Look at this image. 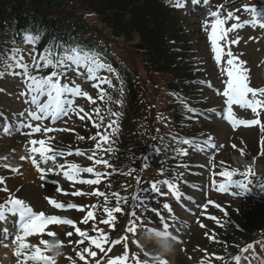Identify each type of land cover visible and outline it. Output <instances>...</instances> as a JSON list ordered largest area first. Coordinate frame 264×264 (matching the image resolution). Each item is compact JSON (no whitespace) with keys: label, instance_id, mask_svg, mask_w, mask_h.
<instances>
[{"label":"rangeland","instance_id":"1","mask_svg":"<svg viewBox=\"0 0 264 264\" xmlns=\"http://www.w3.org/2000/svg\"><path fill=\"white\" fill-rule=\"evenodd\" d=\"M223 1L224 0H212V2L208 4L207 8L214 9L216 6L221 5ZM242 3L246 4L247 1L243 0ZM69 8H71V13H73L74 16L80 19L82 23L85 22L88 25V30H90V34L93 37L102 39L105 42L108 49L118 55V58L122 60L121 62L124 63L128 71L130 73L132 72L133 76L136 78L137 91H138V95H140V99H139V104L136 105L137 107L135 109V112L129 111L126 114V116L129 117L130 123L132 124L135 123L136 124L135 128L138 131H139L138 125L140 123L145 124V126H147L148 129L144 130L143 132L139 131L143 134L149 133V134L155 135V132H156L157 134L166 135L168 133V130L165 129L164 124L161 122V120L165 116L159 112H164L166 108H171L173 106V104H171V101L165 98V95L167 94L165 86L166 84L169 83L167 80V78L169 77H165V76L160 77L154 73L152 74L150 70L145 66L146 63H148V61L146 60L145 54L144 53H142L141 55L137 54L136 50H134L131 45L132 43L126 44L119 39L116 41L111 39L109 37L108 30L103 28L98 18H96V16H94L92 13H90L86 8L85 9L87 10L89 14H87L84 11V7L83 9H81L79 6L72 5ZM180 13L181 14L179 15H178V12L177 14L175 13L176 17L174 18V22H176L177 25L181 27V29H183V31L185 29V26H187L188 29H190V34L188 30L186 29L185 30H186V34L189 40L188 43H191L190 49L191 51L195 53L193 59L195 60V62L196 60L198 61L199 59V63L203 64L204 65L203 67L209 70L210 74H216L218 71H220L221 67H224V64L222 65V63H223V60H226L227 58L225 57L224 48L221 47L222 56H221L220 62L217 63L216 58H215L216 54L212 51V44L209 39L208 30H205V33H204L206 36L205 38L203 36L204 28L199 27L198 24H195L193 22L194 18H189L187 14L182 13V12ZM0 41H4L1 36H0ZM201 50H202L203 57L208 56V59L206 61H202L200 58H198L199 56L198 52H200ZM208 52H209V55H208ZM235 52L238 53V55L235 57L237 62L239 61L244 62V66L248 70V75L250 79L252 81L254 80L258 86L263 85L264 79L261 78V75L264 73V64L260 65L258 64L259 63L258 61L264 55V38L263 40H261L260 46H258V44L251 45V44L244 43L241 48H235ZM226 65H228L227 60H226ZM205 73H208V72H205ZM213 82L215 83L216 81L213 80ZM78 83L84 88L86 87L81 82H78ZM114 84L116 85V80ZM20 85H21L20 82L10 85L8 94L4 97L0 96V100L6 103L7 101L15 102L13 103L14 108H11V111H13V115H17L20 110L18 102L15 100V98L16 99L19 98L18 94L21 89V88L17 89L16 86H20ZM115 87L116 89H113V87L111 86L110 87L111 91L115 95H118L119 97H121V91H123V89L121 87L118 88V85ZM9 95L11 97L8 99L7 97H9ZM212 102H217V100L214 99ZM82 103L83 102H79V101L76 103V112L80 110V109L79 110L77 109V106H81ZM130 109H131V106H130ZM83 114H84V111H81L77 119L73 120L72 123L66 120L65 122H61L57 124L55 127H53V131L51 132L45 133L44 131V128L50 127L49 125L47 124L41 125L42 130H41L40 136L36 138L38 140H41V139L45 140V144L49 146L50 145L55 146V143L57 140H60V143L66 144V147L69 145L74 146V144L76 143L72 142L71 140L72 136L68 135L65 138H63V136H64V133L70 130V128H74L76 132L83 133V134L89 131L87 128V122H84L83 119H81ZM150 122L151 124L149 125ZM205 130H210L208 132L210 133L212 132L216 134V136L220 139V140L216 139L217 143L232 139L233 137V142L237 144L236 146L238 148L246 149L245 145L248 146L249 144L251 154L253 155L256 152L255 141H256L257 134L255 131H249L245 133L240 132L238 133V135L234 134L233 136L226 129L225 125L220 124L219 121L212 122L210 126H208V129H205ZM244 136H247V137L252 136L253 137L252 143L250 144L249 139H247L246 137L244 138ZM134 137L135 135H133V139ZM241 138L242 139L244 138L245 140L241 142ZM20 140H21V145H18L16 143V141H18V138H12V136L11 138L0 139V149L2 151H8L9 155L16 156V154H18L20 151L25 150V143L29 144L28 142L29 135L25 136L24 138ZM87 146L88 147L85 149L89 150V152L95 149L94 146L90 143ZM131 147L132 148H130V151H131L130 157L131 156L133 157L134 155L138 160H140L141 153H138L137 149L145 148L147 147V145L143 144L141 140H134V143L132 144ZM96 151L97 152L100 151L99 153L105 151L110 155V152L107 150V148L103 149V147H101L100 149H96ZM246 152L248 154L249 150L247 149ZM74 153L76 155L77 152H74ZM230 155L236 156V152L227 151L223 154H219L220 156L219 162H221V159H222L221 157H223V159H227V156H230ZM76 156L77 157H72V160H77V158L80 157V155L79 156L76 155ZM84 157L85 156H83L82 159H84ZM93 161H96V159L93 158L90 160L89 157H87V159L84 160L82 164H86V163L91 164L93 163ZM132 162H135V160ZM213 162L211 163V168H213V166L215 165V160ZM100 164L101 163L97 164L99 165L98 168L101 169V170L98 169L97 173L103 174L104 172L103 169L105 170V168ZM260 164H262V161L260 162ZM206 165L209 166L210 163H206ZM128 170H131V173H129V176H128L129 180L127 181L124 195L127 196V198H129L128 204L133 205L134 201L131 198L133 196H136V194H138V191H137L138 188L142 187L144 183H147V181L151 182L155 180L157 173H158L157 171L159 170V165H157V163H154L153 165H150L149 167L145 168L142 165V162L140 161L136 164L135 167L134 165H130ZM6 175H7L6 172L1 173V176L4 178V183L0 184V196L4 194H10V193L13 194V192H17L16 197L19 199H23L27 203H29L33 207V210L36 211L37 213L45 212L46 216L56 213L54 210H52L51 204L48 203V200L46 199L47 197H52L56 199L57 201H61L64 204L71 203V204H77L79 206L83 205L85 210H83L81 213L70 211L67 217L72 218L75 224L77 225V227H79L81 231L88 232L90 236V232H91L90 230L92 229V226L95 223V219L93 218L90 219L87 224L82 223L81 221L87 215L88 211L93 212L96 210V206L98 204L97 202L98 200L96 197H99V196L93 197L90 193L89 197L87 198H78L77 195H74V193H76V190L74 188L68 189L62 186V187H59L60 189H62V191H56L57 187L51 186L49 185V183L45 185L42 182L38 181L37 177H35L34 179L30 181H26V179L23 178V175H21L20 172L13 174L12 175L13 180L6 183V179H7ZM207 178H208V174H207ZM207 178L206 180H204L206 184H204L203 187L199 188L198 191H202L204 195L209 196L212 202L218 203V207L216 206L215 209H211V207L206 209V211H209L208 214H217L220 217V212L221 211L224 212L227 208L226 206L231 207L229 209L230 212L237 211L239 209V202L238 201L237 203L233 202L232 195H225V196L222 195L221 196L222 193H220L218 189L214 191L212 189L210 190L209 181L207 180ZM138 180H139V183H138ZM109 182L110 180L107 176V181L105 182V178H103L101 185L96 186V188L98 189L99 192L105 193V191L107 192V188L109 191L111 187L109 185ZM195 186H197V184ZM5 189H7V191H5ZM238 190L241 192L242 195H245V190H240V189ZM161 191H159V193H156L155 198L157 201L155 202L157 203V205L163 206L162 204L166 201V199L160 198L162 197ZM184 191L188 193L189 198L199 199L201 196L199 194L200 192L198 193L190 192L188 188H186ZM188 197L186 196L187 200H188ZM72 202H75V203H72ZM250 202L252 201L248 200L247 203L241 202V205L243 207L242 210L248 211L251 208L249 205ZM185 203L189 204L188 202H185ZM201 203H202V210H204L206 208V205L204 206L203 201H201ZM192 206H194V204H189V207H192ZM155 207L159 208V206H155ZM180 214L183 215L184 220L190 224V227L189 229H185L183 243L176 244L175 252L168 260L170 264H202V262L204 263L205 260L207 261V259L205 258L209 257L210 253H211V256L218 254L219 252L217 253L216 251L212 249V247L216 248V246H212V243H214L213 237H215L214 235L216 232L215 227L211 225L210 223L208 224L204 223L205 221H208V220L205 219V217H201V216L199 217V219L196 220V223H193L192 225L191 222H193L194 218H192L189 214H185L182 211L180 212ZM143 215H147V214L146 213L143 214V210L139 208L137 211V216L139 217V219H137L136 221L142 219ZM119 218H120V224L117 223L113 231H111L108 235L109 243H110V240L116 239L119 236H123L124 233H126V230L122 226L123 223L121 222H125L126 219H128L127 214L126 215L122 214L121 216H119ZM220 222L221 221L219 220L215 221V224L219 225ZM101 223L102 224H99V226L101 227H103L104 225H108V224H104L103 222ZM109 224L111 227L112 224L111 223ZM206 224L209 227H211V231L205 230L206 228L204 227V225ZM201 225H203V227ZM231 226H228L227 229H229ZM156 228H162L161 220L156 224ZM49 231L53 232L55 235L52 237H49L47 235ZM68 231H71L73 233L72 236L67 235ZM57 238L61 241V244L63 245L62 248L64 251V255H62L59 258L56 264H81V261L77 258L75 252H76V248L80 245L78 241L82 238L79 237V235L76 233L75 228L68 229L65 227H61V226L58 227L57 225L51 224L45 228L44 234L40 239H45L49 241V240L57 239ZM109 243H106V245L105 244L104 245L108 246ZM213 245H218V242H216ZM243 245H248V246L251 245L252 247L251 248L242 247L240 249L242 254L246 256L251 255V257L253 258L256 257L258 259L264 258V253H263L264 235L256 234V236H252V237L249 236L248 240L243 241ZM245 248H248L247 252L243 251V249ZM228 250L230 249L227 248L226 251ZM8 255H9V252L4 250L3 253H1L0 257H2L4 260L5 259L9 260L10 258L8 257ZM107 256L108 255H105V253H101L100 251H98L96 252V256L91 257V258H93V260L95 261L94 264H96L97 261H101V264H106L104 263V261L107 259ZM241 256H240L241 261L232 260V262H235L234 264H251V263L260 264L259 261L258 262L245 261L244 257H241ZM69 257L71 259H69Z\"/></svg>","mask_w":264,"mask_h":264},{"label":"snow or ice","instance_id":"2","mask_svg":"<svg viewBox=\"0 0 264 264\" xmlns=\"http://www.w3.org/2000/svg\"><path fill=\"white\" fill-rule=\"evenodd\" d=\"M193 3L199 2V0H192ZM246 11H250L254 16L258 19V14L256 13V9H246ZM214 22L210 25H205V28H210L209 39L212 44V51L216 54L215 58L217 63L220 62L222 56V49L220 47V41L226 36L228 31L234 30L238 27L237 24H233L230 29H225L224 25L226 21L221 18V14L218 12H213ZM228 19H236L239 17H233V14L229 12L227 14ZM253 26H256V21L253 22ZM259 27L264 28V22L259 23ZM38 34L37 33H27L23 40L25 43L35 45L37 43ZM238 41H234L236 43ZM228 56L231 57L232 53L229 52ZM228 67L226 69L222 68L221 72L225 73L227 79L225 81L226 86L223 91L217 92V95H222L225 97V103L228 109V116L230 118V122L235 127L237 124H243L245 126L252 125H260L261 122L259 119L253 120H241L235 121L231 120L233 116V106H239L243 109H250L252 113H255L257 116L260 114V110H264V88L254 89L249 86V75L247 70L244 68V62H237L236 58H230L227 60ZM21 69L19 74L24 80L25 84V92L22 95H26L30 97V99L26 100V103L35 106V111H28L27 117L31 121L43 122L46 120H50L53 124L60 120L62 117L68 116L70 113L76 111L75 107V97H81L87 95V93L81 92L80 87L77 86H69L68 83H62V78H66L67 74L70 70L75 69L76 74L80 75V69L83 68L88 73L89 80H99L100 83H107L111 85V80H108L107 77H101L97 74L101 71H107L109 73L114 72L115 70L110 66L103 62H101L100 55L89 49L85 51L82 47L69 44L57 45L55 42L49 47L46 48L40 55L37 60L33 57L32 65L24 63V57L20 52V49L14 46L11 49H6L3 52H0V69ZM51 68L52 71L49 75L40 76L33 74V70L40 71L42 69ZM4 75V71L0 70V76ZM75 82L73 81V84ZM94 87L99 88V83L94 84ZM104 93L101 92V98H103ZM89 99H91L89 97ZM81 111H83L81 109ZM99 112V109H97ZM25 113H20V116H24ZM112 116H118V113H111ZM83 119V117H81ZM115 121H113V124ZM18 127L28 128L31 131L26 133V135H32V133H40L42 128L41 125L33 126L32 123H22ZM109 127H112L110 124ZM262 129H264V125H261ZM0 130H2L5 134L11 135V127L10 126H0ZM45 133L53 131V128L46 127L44 128ZM83 139V137H80ZM95 139V137H93ZM107 136L102 137V140H107ZM182 143L190 144L192 141L183 140ZM29 144L32 146L30 148V152L32 154L31 164L35 166L36 170L41 173V179L43 180L46 175V171L41 167L40 162L37 160V155L44 164H48L49 161H55L57 156H65L66 153L63 151L53 152V150L46 146L45 140H36L32 139L29 141ZM39 147H36V145ZM99 147V145H97ZM215 147V145H212ZM49 153H52L51 155ZM67 155H72L71 152L67 153ZM76 155H82V153L77 152ZM21 160H24L25 157H21ZM91 160L92 157H89ZM97 164L101 163V161L97 160ZM104 164L107 165V161H104ZM68 171H64V165H60V171L63 172V176L75 183L80 184H88V185H97L100 181V174L96 173V179L82 180L80 179L81 173H93L94 170L92 167L80 168L76 164L67 165ZM14 172H18L19 169H12ZM53 169H47V172H52ZM59 172H55L54 175H59ZM228 180L229 184H221L220 189L224 191L229 187H239L244 189L247 187V184L243 180L232 181L233 173L228 172L224 173ZM56 183L55 180L52 181ZM250 182V181H249ZM4 183V178L0 177V184ZM139 183V180H138ZM161 183L168 186L170 190L174 192L177 200L180 199L179 194L175 193L174 186L169 183V181L164 180ZM150 190L154 193H159L160 189L157 186L156 182H153L150 185ZM7 191V189H5ZM56 191H62V189L57 186ZM142 191V190H141ZM237 194V193H234ZM74 195L80 196L84 195V193L76 192ZM91 195H99L105 197V203L108 202V198L105 196L103 192H94ZM116 197L117 205L114 208L105 207L104 212L107 214L108 219L102 221L104 224H109L110 221L114 220V213H120L122 211V207L127 211V214L132 218L127 227V232L135 235L136 233V223L135 221L139 219L137 216V211L141 207H147L146 201L144 198L139 196H133L131 199L135 202L133 205L129 206L127 197H120L118 193H113ZM48 203L51 204L54 208L64 209L63 204L57 203L53 199H49ZM70 208H76V205H70ZM168 210L169 213L172 212V209L168 204H164L163 206ZM83 211V209H79ZM155 211V209H153ZM160 216L159 212L156 213ZM94 216L92 211H88L87 215L81 221L82 223L87 224L90 219ZM9 218H17L16 223L18 224V229L13 230L11 228H5L3 226V222L8 220ZM212 219H215L212 217ZM160 220L162 222V228L165 232H169L170 225L164 220L163 216H160ZM49 224H61V225H70L75 227L74 222L71 219H61L57 216H46L43 212L37 213L33 210L32 206L27 203L23 199L12 198L9 197L6 203L0 204V240L6 241L4 246H7V243L14 242L17 247L15 250V256L20 258V264H55V261L49 253V244L45 239H40L38 244L36 243H28L27 240L29 237L42 235L47 225ZM203 227V225H201ZM93 230H95V225H93ZM76 233L81 237L78 243L83 244L84 240H90V243L95 246L96 249H99L101 253H113L112 257H109L106 261V264H128V254L125 251L123 255L113 252V248L117 245L121 244V241H127L128 236L124 235L120 239H115L111 241L110 247L105 250L104 244L109 243V238L107 235L103 234V231H100V234L97 237H90L88 232L81 231L79 227H75ZM170 233V232H169ZM72 232L68 231L67 235L72 236ZM49 237L54 236L55 234L51 231L47 233ZM138 246L139 243L136 242ZM43 246V247H41ZM60 247H63L61 244ZM125 249L127 248V244L124 245ZM252 246L249 245L248 248ZM248 248L243 249V251L247 252ZM83 253H87L90 257H95L96 252L90 251L88 248H83L81 252H78L80 260H85ZM145 256H150L148 252L144 253ZM151 258V257H150ZM69 259H71L69 257ZM217 259H223L221 257H217ZM240 257L237 256L236 260L239 261ZM85 264L87 261L85 260ZM96 264H101V261H97ZM137 264L139 261L137 260ZM161 264H168V261H161ZM203 264V262H202Z\"/></svg>","mask_w":264,"mask_h":264},{"label":"trees","instance_id":"3","mask_svg":"<svg viewBox=\"0 0 264 264\" xmlns=\"http://www.w3.org/2000/svg\"><path fill=\"white\" fill-rule=\"evenodd\" d=\"M74 2L81 6L86 5L96 12L116 37L121 34L127 39H132L135 35L141 37L156 62L164 61L165 65L172 63L166 49L165 35L168 32L174 35L175 28L170 22L172 15L165 9L161 0H0V28L5 33L10 26H14L18 31L37 33L41 45L38 57L51 42L80 45L76 38L83 35L81 23L68 12L61 16L55 13ZM22 35L23 33L18 36L17 47L22 45ZM3 51L4 46L0 45V52ZM158 70H163V67ZM129 95V106L131 104L136 108L139 96L136 89L131 87ZM134 133V129L126 130L124 142L133 141ZM126 146L122 145L124 151ZM252 208L247 213L242 212L235 216L242 230H233L230 235L221 232L226 243L246 241L253 234L264 233V204ZM219 247L223 248L222 245Z\"/></svg>","mask_w":264,"mask_h":264},{"label":"clouds","instance_id":"4","mask_svg":"<svg viewBox=\"0 0 264 264\" xmlns=\"http://www.w3.org/2000/svg\"><path fill=\"white\" fill-rule=\"evenodd\" d=\"M139 240L150 254V259H146L144 264H161V261H168L175 252V237L165 232L163 228H142L139 233ZM49 253L53 257L55 264L64 255L63 248L60 247L61 241L52 239L48 241Z\"/></svg>","mask_w":264,"mask_h":264},{"label":"bare ground","instance_id":"5","mask_svg":"<svg viewBox=\"0 0 264 264\" xmlns=\"http://www.w3.org/2000/svg\"><path fill=\"white\" fill-rule=\"evenodd\" d=\"M29 161L30 160L26 161V163L24 164V168L25 169H24V173H23V178H25L26 181H30V180L34 179L37 176V174H38L36 168L34 169V165H32L31 162H29ZM37 236L29 237L27 242L32 243L30 241V238H33L34 240H36ZM5 263L6 264H11L12 262L6 261Z\"/></svg>","mask_w":264,"mask_h":264}]
</instances>
